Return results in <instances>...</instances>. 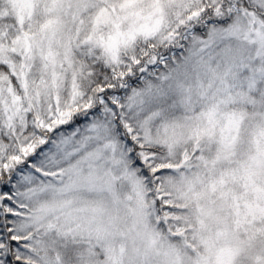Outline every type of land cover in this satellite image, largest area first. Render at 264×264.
<instances>
[{"label": "snow or ice", "instance_id": "snow-or-ice-1", "mask_svg": "<svg viewBox=\"0 0 264 264\" xmlns=\"http://www.w3.org/2000/svg\"><path fill=\"white\" fill-rule=\"evenodd\" d=\"M0 264H264V0H0Z\"/></svg>", "mask_w": 264, "mask_h": 264}]
</instances>
